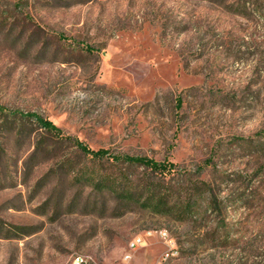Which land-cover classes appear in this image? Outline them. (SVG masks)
<instances>
[{
    "label": "rangeland",
    "instance_id": "obj_1",
    "mask_svg": "<svg viewBox=\"0 0 264 264\" xmlns=\"http://www.w3.org/2000/svg\"><path fill=\"white\" fill-rule=\"evenodd\" d=\"M1 110L0 264H264V0H0Z\"/></svg>",
    "mask_w": 264,
    "mask_h": 264
},
{
    "label": "trees",
    "instance_id": "obj_2",
    "mask_svg": "<svg viewBox=\"0 0 264 264\" xmlns=\"http://www.w3.org/2000/svg\"><path fill=\"white\" fill-rule=\"evenodd\" d=\"M0 115L6 117L10 116H15L17 115L15 112L12 113H6L4 111H0ZM19 117L18 118H23V119H33L34 123L37 128H42L44 132L47 133H52L54 134L57 139H65V140H70L72 141L84 154L89 155L93 158H108L112 160H118V161H123L127 162L130 164H138L140 166H143L150 170L151 172H155L158 174H171L175 171V163L168 160V159H163V160H156L152 157H148L145 155H132V154H114L110 152L106 148H97L93 149L89 147L87 144L81 142L78 139H73L70 136L64 134L58 127L53 124V122L45 117H42L39 114L36 113H18ZM264 132V130H261L259 133ZM264 134V133H262ZM41 146H43L42 142L40 140L36 141L35 144V151L38 150ZM150 196H146L144 198V202H148ZM141 199V196H136L134 201L139 202ZM143 203V202H140ZM160 203V202H158Z\"/></svg>",
    "mask_w": 264,
    "mask_h": 264
},
{
    "label": "built area",
    "instance_id": "obj_3",
    "mask_svg": "<svg viewBox=\"0 0 264 264\" xmlns=\"http://www.w3.org/2000/svg\"><path fill=\"white\" fill-rule=\"evenodd\" d=\"M158 236L165 249L160 254L159 259L154 264H171V261L178 257V248L173 237H170L164 230H152L146 229L141 233L134 235L128 242V248L130 251L135 250L139 247H144L150 243V240ZM130 253H125L123 259H128Z\"/></svg>",
    "mask_w": 264,
    "mask_h": 264
},
{
    "label": "bare ground",
    "instance_id": "obj_4",
    "mask_svg": "<svg viewBox=\"0 0 264 264\" xmlns=\"http://www.w3.org/2000/svg\"><path fill=\"white\" fill-rule=\"evenodd\" d=\"M159 230H164V229H159ZM165 232H167L166 230H164Z\"/></svg>",
    "mask_w": 264,
    "mask_h": 264
}]
</instances>
